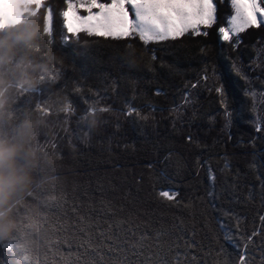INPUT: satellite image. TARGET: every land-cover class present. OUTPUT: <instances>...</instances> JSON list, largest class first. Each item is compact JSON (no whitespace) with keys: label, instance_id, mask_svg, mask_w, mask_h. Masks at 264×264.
I'll return each instance as SVG.
<instances>
[{"label":"trees","instance_id":"obj_1","mask_svg":"<svg viewBox=\"0 0 264 264\" xmlns=\"http://www.w3.org/2000/svg\"><path fill=\"white\" fill-rule=\"evenodd\" d=\"M214 3L212 26L148 44L67 33V0L0 28V127L12 133L27 114L42 125L31 187L12 209L24 225L22 264H239L245 244L261 264L264 25L223 41L231 3ZM78 220L115 244L130 233L123 242L136 252L78 250ZM0 264H14L3 242Z\"/></svg>","mask_w":264,"mask_h":264},{"label":"snow or ice","instance_id":"obj_2","mask_svg":"<svg viewBox=\"0 0 264 264\" xmlns=\"http://www.w3.org/2000/svg\"><path fill=\"white\" fill-rule=\"evenodd\" d=\"M33 8L41 9L44 5L42 0H24ZM233 14L228 19L230 27H220L219 33L223 41L232 40L231 34H239L251 27H260L264 24V0H230ZM6 15L19 14L21 9L13 3H6L4 6ZM216 6L214 0H67V8L63 11L64 27L69 34L79 35L81 32L101 38L128 39L138 36L139 41L144 44L150 42L165 41L169 38L176 39L186 33L199 34L201 26L210 27L216 20ZM46 33L52 34V13L48 10L46 16ZM43 78V77H42ZM187 97V93H185ZM39 107V106H38ZM64 111L67 108L62 109ZM131 114V112H129ZM259 131V127L257 128ZM190 139V138H189ZM225 167H230L227 163ZM211 172V169H209ZM214 180V176L210 177ZM161 195L169 199L174 198L170 191H162ZM216 195L215 186L208 192L210 199L214 200ZM234 195V193H229ZM264 198V193H261ZM213 206H215L213 204ZM76 209H73L75 212ZM15 215V214H14ZM264 221V216L260 217ZM224 227V221H220ZM23 223L16 225L11 235L0 237V242L6 249L13 252L14 264H22L26 260L24 245L20 242V232L23 230ZM74 228L84 237L80 242L78 250H83L89 256L101 250L105 244H115L111 237L100 229L99 225L89 228L91 235H88L80 227V221L73 225ZM130 233H125V237H117L122 243L115 244L116 248H132L134 245L124 243ZM257 235L256 232L252 236ZM94 237V239H93ZM252 237L248 238L251 241ZM12 241H16L15 244ZM95 243L97 246L91 248ZM264 253V241L256 246ZM240 252L239 264H255L253 251L245 244L244 248L237 246ZM111 253L112 248L107 250ZM139 255V253H136ZM179 256V252H178ZM194 259V258H193ZM171 264L163 258L152 259L145 256L142 260L135 261V264ZM79 264V261H73ZM87 264V260H85ZM124 264H134V257H126ZM261 264H264V255L261 256Z\"/></svg>","mask_w":264,"mask_h":264},{"label":"clouds","instance_id":"obj_3","mask_svg":"<svg viewBox=\"0 0 264 264\" xmlns=\"http://www.w3.org/2000/svg\"><path fill=\"white\" fill-rule=\"evenodd\" d=\"M31 83V79L28 78ZM4 101L0 98V104ZM39 116L27 114L12 133L0 127V237L16 227L12 209L32 184L38 157L31 144L41 126Z\"/></svg>","mask_w":264,"mask_h":264},{"label":"rangeland","instance_id":"obj_4","mask_svg":"<svg viewBox=\"0 0 264 264\" xmlns=\"http://www.w3.org/2000/svg\"><path fill=\"white\" fill-rule=\"evenodd\" d=\"M44 1L45 0H42V3ZM6 3H13L16 7H19L21 9L19 14L6 15L5 11H4V6ZM37 10H38V8L31 7V5L28 3H25L24 0H0V28H4V27L10 26V25H15V24L21 22L27 13H34ZM262 25H264V24H262ZM203 27L204 26H201L199 32L202 31ZM226 27H230V25L228 24ZM231 35L235 36L237 34H231ZM169 39H171V38H169Z\"/></svg>","mask_w":264,"mask_h":264}]
</instances>
